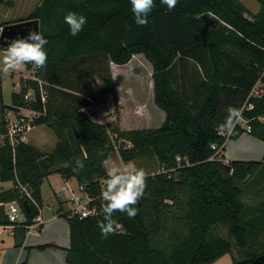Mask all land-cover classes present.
<instances>
[{"label":"trees","instance_id":"1","mask_svg":"<svg viewBox=\"0 0 264 264\" xmlns=\"http://www.w3.org/2000/svg\"><path fill=\"white\" fill-rule=\"evenodd\" d=\"M255 1L256 13L240 0L37 1L22 20L39 21L41 57L25 60L34 78H19L10 105L0 70V183H12L0 189V225L8 224L4 204L15 202L23 215L15 246L40 222L43 182L59 174L75 179L98 212L79 218L58 203L69 228L68 264H210L225 254L233 264H264V203L249 204L264 163L224 162L219 134L238 138L240 115L264 141V0ZM136 54L151 65L163 122L123 130L93 121L86 112L92 102L116 100L110 64ZM258 80L262 92L249 97ZM20 109L36 113L32 126L52 131L51 151L19 136L10 143L7 115ZM114 155L123 163L153 158L159 167L109 189Z\"/></svg>","mask_w":264,"mask_h":264},{"label":"rangeland","instance_id":"2","mask_svg":"<svg viewBox=\"0 0 264 264\" xmlns=\"http://www.w3.org/2000/svg\"><path fill=\"white\" fill-rule=\"evenodd\" d=\"M240 1L247 7L250 13H256L259 9V4L255 0ZM6 2L8 3L0 7V22H7V24H9L22 21V19L26 18L36 5L37 0H6ZM10 48V46L6 47V49L0 48V70L3 78V103L5 105H10L11 93L19 91V86L17 83L20 76L24 77L25 75L26 77L32 74L31 71L29 72L26 68L25 62L26 59L31 60V56L20 50L11 51ZM110 70L114 82L116 100H114L112 95H106L100 100L96 101L94 105L87 108V114L92 116L94 120L100 122L101 124L103 123V125L108 127L112 124L119 125L122 120L126 126L131 129L141 127H157L153 112H151L153 118L150 116L149 118L143 117L142 113L143 110L148 111L150 107H153V80L151 77L152 68L145 57L141 54H136L126 64L119 66L110 64ZM97 84L101 85V82L97 80ZM137 104H140L142 106L141 108L143 109L141 110L139 108L140 110H133ZM121 109L123 110V115L121 113ZM135 111L137 112L135 113ZM12 116L13 115L9 113L7 115L8 120L15 121ZM109 118H111L110 121ZM23 135H25L27 138H31L29 139L30 144H35L34 146L37 145V148L46 152L51 151L56 143L54 134L46 126L35 127ZM36 138H40L41 142L39 143L35 140V142L32 141V139ZM235 140L237 139H233V141ZM236 142L237 143L234 144L235 147L239 146L242 150L249 152L251 151L249 147L250 143L247 142L246 139L242 138ZM129 165L130 166L123 165L122 161H120L117 155H114L111 158L110 162L106 166V171L110 175L114 176L113 180L115 181H113L111 184L108 182V188L114 185L117 187L123 183H126L127 180H131L128 175L129 173L133 174L134 178L139 177L141 179L143 174L146 173L144 171L151 172L159 167L156 166V161L153 158L138 160L135 163H131ZM124 166L129 167L127 169L128 171L123 170ZM50 180L53 184V187H55L57 190L63 191V194L66 198H70L71 192L67 189L63 190L64 181L59 174H52ZM70 187L74 190V194L76 196H80L81 192L75 179L72 180ZM42 192L46 200L50 196L53 197L48 185H45L42 188ZM249 204H255V196H251ZM220 231V234L223 237L232 242V240L228 237L224 227H221ZM34 232L38 233L37 230ZM48 232L49 230L46 231L47 234H49Z\"/></svg>","mask_w":264,"mask_h":264},{"label":"crops","instance_id":"3","mask_svg":"<svg viewBox=\"0 0 264 264\" xmlns=\"http://www.w3.org/2000/svg\"><path fill=\"white\" fill-rule=\"evenodd\" d=\"M2 6H4V4L0 5V7ZM30 76H26V78ZM20 77H23V76H20ZM17 85L19 86V80H18ZM152 101H153V92H152ZM152 103H153V107L149 108L148 110L149 113L147 110H143L142 112L143 117L149 118L150 116L151 118H153L151 114V112H153L154 119L156 120V124H157L156 126L159 127L161 125L160 123H162L164 120L165 114L161 109H159L154 104V102ZM94 104L95 102H92L91 106ZM141 107L142 106L140 104H137L133 110H140V109L142 110L143 108ZM136 112L137 111H135V113ZM121 113L123 115L122 109H121ZM12 115H13L12 117L14 118L15 115L14 114ZM90 118L93 121L98 122L94 120L92 116H90ZM122 118L124 119L123 116ZM110 119L111 118H109V121ZM118 126L120 129H123V130L131 129L128 126H126L123 120L119 123ZM35 127H40V126H32L29 131H31ZM141 128H150V127H141ZM247 137H250V138H247ZM242 138L246 139V141L250 143V146H249L251 149L250 152L246 150H242L239 146L238 147L234 146V144L237 143L236 141L241 140ZM29 139L31 138H27L25 135L23 136V140L25 142L29 143ZM236 139L237 140L235 141L229 138L226 140L225 148L223 151L224 162L227 163L228 161H231V160H239V161H261L264 163V159H263L264 141L257 139L253 137L250 133H246V132H243ZM34 140L39 143L41 142L40 138L32 139V141ZM131 163H123V165L130 166L129 164ZM127 166L123 167L124 171H126L129 168ZM260 169H261V172L264 173L262 168ZM261 172H260V175L262 174ZM107 174L109 176H112L109 173ZM51 176L52 175H49L41 186V196H42L43 206L40 209V222L38 223L41 225L40 231H38V233H35L34 231H36L37 229L28 230L25 235L23 245L20 247H17L15 246L16 240L14 236L10 235L7 230H3L0 233V264H21L24 261H26L27 264H68L65 260V257H66V250L69 247V228L67 227L66 221L63 218L58 216V214L56 213V210L58 209L59 202H62L61 207L64 210H69V204H68L69 198L68 197L66 198L64 196L63 191L57 190L55 187H53V184L50 180ZM72 180L73 179H70V180L63 179L64 181L63 190L67 189L70 192L74 191L70 187ZM113 181L115 180L111 179L108 182L111 184ZM11 185H12L11 182L0 183V189L9 188L11 187ZM45 185L49 186L51 190V195L53 194V197L50 196L48 197L47 200L45 199L43 192H42V188ZM113 187H116V185L110 188H113ZM252 196H255V204L259 202L264 203V177H260L258 181L255 182V187L252 188ZM48 230H49L48 232L49 234L46 233V231ZM42 245H50V247H47L45 249H39L38 246H42ZM210 264H233V263H232L231 256L228 254H225Z\"/></svg>","mask_w":264,"mask_h":264},{"label":"built area","instance_id":"4","mask_svg":"<svg viewBox=\"0 0 264 264\" xmlns=\"http://www.w3.org/2000/svg\"><path fill=\"white\" fill-rule=\"evenodd\" d=\"M11 48L13 49V51L17 50L14 47H11ZM30 77L34 78L32 76ZM38 82L40 83V81ZM261 92H262L261 83H260V80H258L255 83L254 87L252 88L250 92V96H259ZM25 98L27 100L32 99L31 90L28 91ZM44 98H45L44 95H42L41 97L42 101H44ZM249 107L251 108L252 105L249 104ZM35 116H36V113L32 110L20 109L18 115H15L13 118L15 121L8 120L9 122H8L6 136L8 137L11 144L15 142L17 136H19L20 139L23 140V136H24L23 134H25L26 132L30 130V128L32 127L31 122ZM259 120L261 122H264V117H260ZM234 125H239L240 128H242V130L246 133L251 132V127L249 123L247 122L246 119H244L240 115L237 117V120ZM234 125L232 127H234ZM229 133H230V130H223V129L219 130V134H221L222 136H225L226 140L229 138ZM212 147L215 148L216 146H212ZM128 175H129V178H131V180H127L126 183H133V182L140 180L139 177L134 178L133 174L129 173ZM19 187H20L21 193H23V195H25L27 198L33 201L32 196H31V191L25 186L19 185ZM78 187H79L81 194L80 196H76L74 194V191H71V196L68 199L69 209L74 214H77L79 218L96 215L98 213L96 207H91L89 205V201H90L89 197L84 192H82L81 190L82 188L80 186ZM4 207H5V211H6L7 218H8V224L0 225V233L3 230H7L10 235H13L14 228L19 221L23 220V215L15 202H7L4 204ZM37 227H38V223L29 226L28 230L36 229Z\"/></svg>","mask_w":264,"mask_h":264},{"label":"water","instance_id":"5","mask_svg":"<svg viewBox=\"0 0 264 264\" xmlns=\"http://www.w3.org/2000/svg\"><path fill=\"white\" fill-rule=\"evenodd\" d=\"M0 46L14 47L33 58H40L39 21L27 19L3 25L0 29Z\"/></svg>","mask_w":264,"mask_h":264},{"label":"bare ground","instance_id":"6","mask_svg":"<svg viewBox=\"0 0 264 264\" xmlns=\"http://www.w3.org/2000/svg\"><path fill=\"white\" fill-rule=\"evenodd\" d=\"M70 210V209H69Z\"/></svg>","mask_w":264,"mask_h":264}]
</instances>
